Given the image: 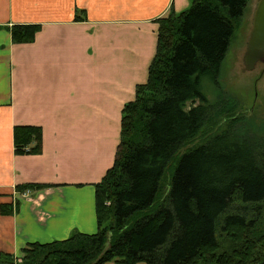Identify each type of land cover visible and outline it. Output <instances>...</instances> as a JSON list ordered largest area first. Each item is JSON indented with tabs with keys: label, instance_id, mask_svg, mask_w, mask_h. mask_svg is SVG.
I'll list each match as a JSON object with an SVG mask.
<instances>
[{
	"label": "trees",
	"instance_id": "16d2710c",
	"mask_svg": "<svg viewBox=\"0 0 264 264\" xmlns=\"http://www.w3.org/2000/svg\"><path fill=\"white\" fill-rule=\"evenodd\" d=\"M248 3L192 0L156 21L148 80L124 106L115 162L95 186L98 232L29 244L22 258L0 253V264H264V122L227 93L210 103L202 88L206 79L219 84ZM8 30L14 44H28L41 25ZM206 123L223 128L181 154ZM13 137L15 155L43 153L41 127L15 126ZM48 187L18 185L16 192ZM16 207L1 205V214Z\"/></svg>",
	"mask_w": 264,
	"mask_h": 264
},
{
	"label": "crops",
	"instance_id": "0c3cea01",
	"mask_svg": "<svg viewBox=\"0 0 264 264\" xmlns=\"http://www.w3.org/2000/svg\"><path fill=\"white\" fill-rule=\"evenodd\" d=\"M191 3L0 0V208L17 203L0 210V253L98 232L95 186L115 162L124 106L148 80L156 21ZM25 24L41 30L14 44L8 27ZM15 126L43 129L41 155H15ZM26 184L50 187L16 192Z\"/></svg>",
	"mask_w": 264,
	"mask_h": 264
},
{
	"label": "rangeland",
	"instance_id": "374dc122",
	"mask_svg": "<svg viewBox=\"0 0 264 264\" xmlns=\"http://www.w3.org/2000/svg\"><path fill=\"white\" fill-rule=\"evenodd\" d=\"M259 0H249L248 6L237 22H235L234 34L230 47L224 60L219 84L212 80L203 81V92L212 104L216 103L225 93L237 99L240 111L244 114L254 116L256 122H264V65L259 64L254 71L244 70L243 58L247 50L248 38L253 25V19ZM193 106L190 103L187 109ZM250 118V117H249ZM223 125V123H221ZM222 125L206 123L201 134L186 148L181 150V154L204 142L203 137L208 136L212 131L219 133ZM172 172V171H171ZM169 172L165 176V187L163 192L167 194L170 190L168 181ZM147 264L140 262V264ZM106 264H111L107 262Z\"/></svg>",
	"mask_w": 264,
	"mask_h": 264
},
{
	"label": "water",
	"instance_id": "95a60500",
	"mask_svg": "<svg viewBox=\"0 0 264 264\" xmlns=\"http://www.w3.org/2000/svg\"><path fill=\"white\" fill-rule=\"evenodd\" d=\"M243 64L247 72L254 71L259 64L264 65V0L257 4Z\"/></svg>",
	"mask_w": 264,
	"mask_h": 264
},
{
	"label": "built area",
	"instance_id": "2783aa9c",
	"mask_svg": "<svg viewBox=\"0 0 264 264\" xmlns=\"http://www.w3.org/2000/svg\"><path fill=\"white\" fill-rule=\"evenodd\" d=\"M23 195H24V196H26V195L28 196V192H26V193H25V194H23Z\"/></svg>",
	"mask_w": 264,
	"mask_h": 264
}]
</instances>
